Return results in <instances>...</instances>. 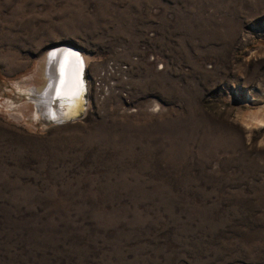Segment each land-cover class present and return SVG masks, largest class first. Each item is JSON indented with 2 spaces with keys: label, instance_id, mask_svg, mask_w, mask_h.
<instances>
[{
  "label": "rangeland",
  "instance_id": "obj_1",
  "mask_svg": "<svg viewBox=\"0 0 264 264\" xmlns=\"http://www.w3.org/2000/svg\"><path fill=\"white\" fill-rule=\"evenodd\" d=\"M64 45L88 105L44 126ZM0 264H264V0H0Z\"/></svg>",
  "mask_w": 264,
  "mask_h": 264
},
{
  "label": "bare ground",
  "instance_id": "obj_2",
  "mask_svg": "<svg viewBox=\"0 0 264 264\" xmlns=\"http://www.w3.org/2000/svg\"><path fill=\"white\" fill-rule=\"evenodd\" d=\"M58 49L52 50L47 57L37 73L38 80L36 76L26 80L28 89L22 87L24 90L19 97L25 100L19 111L29 109L32 119L44 126L69 123L88 105V95H85L86 103L82 105L84 84L81 81V70H85L87 56L65 45ZM12 104L18 107V104Z\"/></svg>",
  "mask_w": 264,
  "mask_h": 264
},
{
  "label": "water",
  "instance_id": "obj_3",
  "mask_svg": "<svg viewBox=\"0 0 264 264\" xmlns=\"http://www.w3.org/2000/svg\"><path fill=\"white\" fill-rule=\"evenodd\" d=\"M70 48H72V50L73 51H75V52H78V50H77V48L76 47H74V46H69ZM81 76H82V78H81V81H82V83L84 84V89H83V98H82V105H85V103H86V101L84 100V98L86 97L85 95H86V82H85V80H87L86 79V75H85V70L84 71H82L81 70ZM82 112L81 113H79V115L77 116V117H81V115L83 114V109L81 110ZM76 117V118H77ZM75 118V119H76Z\"/></svg>",
  "mask_w": 264,
  "mask_h": 264
},
{
  "label": "built area",
  "instance_id": "obj_4",
  "mask_svg": "<svg viewBox=\"0 0 264 264\" xmlns=\"http://www.w3.org/2000/svg\"><path fill=\"white\" fill-rule=\"evenodd\" d=\"M96 87H100L99 81H97V83H96Z\"/></svg>",
  "mask_w": 264,
  "mask_h": 264
}]
</instances>
